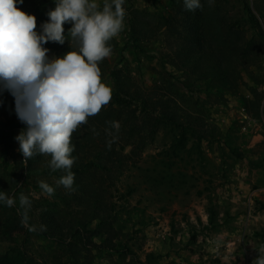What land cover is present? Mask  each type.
Listing matches in <instances>:
<instances>
[{
	"label": "rangeland",
	"instance_id": "rangeland-1",
	"mask_svg": "<svg viewBox=\"0 0 264 264\" xmlns=\"http://www.w3.org/2000/svg\"><path fill=\"white\" fill-rule=\"evenodd\" d=\"M176 2L183 0H125V27L110 41L111 55L99 62L102 81L112 92L110 73L121 70L133 88L167 101L176 121L162 122L159 113L143 117L133 103L134 114H122L118 131L107 129L105 143L111 141L122 167L112 179L90 171L85 182L101 194L114 232L92 236L98 221L74 214L83 207L75 200L68 204L70 192L56 186L59 178L25 172L15 140L20 129L14 137L0 131L5 158L0 183L16 199L14 207L23 192L32 200L29 217L36 224L51 204L65 220L57 244L33 231L26 235L19 218L16 237L24 241L30 264H252L258 255L264 244V0H213L211 5L204 0L205 21L217 43L230 41L216 45L210 62L199 68L176 56L189 46L181 39V25L175 34L161 27L139 47L129 40L133 12L147 20L138 27L145 33L159 28L162 17H174ZM49 50V57L59 56ZM4 120L0 116V123ZM142 131L148 135L144 143ZM10 178L18 181L11 191ZM40 181L58 195L43 193ZM8 248L0 241V251Z\"/></svg>",
	"mask_w": 264,
	"mask_h": 264
},
{
	"label": "clouds",
	"instance_id": "clouds-1",
	"mask_svg": "<svg viewBox=\"0 0 264 264\" xmlns=\"http://www.w3.org/2000/svg\"><path fill=\"white\" fill-rule=\"evenodd\" d=\"M22 3L0 0V93L13 96L15 114L26 126L15 136L24 161L36 154L50 156V169L62 172L56 186L75 191L72 134L111 99L112 89L102 81L99 62L111 55L110 41L125 27V0H53L55 7L39 31L36 16L17 7ZM183 5L188 11L202 7L201 0H183ZM65 23L71 25L67 34L75 47L49 57L44 45L65 43ZM106 123L118 131V122ZM39 187L49 196L55 192L45 181ZM18 199L21 224L36 231L29 223L32 200L23 192ZM15 204L14 197L0 190V205ZM40 230L46 226L40 225ZM256 251L252 264H264V244Z\"/></svg>",
	"mask_w": 264,
	"mask_h": 264
},
{
	"label": "trees",
	"instance_id": "trees-1",
	"mask_svg": "<svg viewBox=\"0 0 264 264\" xmlns=\"http://www.w3.org/2000/svg\"><path fill=\"white\" fill-rule=\"evenodd\" d=\"M202 7L194 11H188L184 8L183 2H176V14L174 17L166 18L162 17L163 24L159 28H153L147 30L145 33L138 30L139 25H145L147 20L142 19L143 15L139 12H133L132 17L129 20V40L132 41L133 46L139 47L140 43H149L153 40L154 36L157 35V31L161 27H166L167 33L175 34V26L181 25L184 28V32L181 35L185 42L189 43V46L178 53L176 56L180 63H186L191 65L192 68H199L203 64L210 62V57H213V48L216 45L226 46L229 41L224 38L219 40L216 39V35L211 32L210 27L205 21L204 0H201ZM22 11L26 13L34 14L36 16L37 31L40 30V25L44 21L48 20L47 12L55 7L53 0H23L22 4L17 5ZM249 12V10H248ZM250 13V12H249ZM65 29L66 41L64 44L56 42H48L44 45L48 49H52L59 53V56L64 55L67 51H71L73 46L69 44L67 37L68 29L71 27L70 24L65 23L63 25ZM110 79L112 81L113 92L111 95V101L108 106H102L100 112L96 115L90 116L87 119V123L82 124L72 134V143L75 145L73 156L76 158L72 166V171L75 173L74 187L75 191L70 192V199L67 201L68 204L74 200L82 206L83 209H76L74 214L85 217L90 220L98 221L94 230H92V236L102 235V231L114 232V229L109 224L106 215L107 209L102 205L104 203L101 200V194H94L87 182H85L87 175L90 171L100 170L105 172L110 179L113 178L115 170L122 167V160L120 157L116 158L114 152V146L111 143L109 147L106 145L107 140V129L113 130L110 124L106 122L115 121L124 124L122 114H134L135 110L129 108L133 103H136V107H140V114L143 117H151L156 113L162 115V122L174 124L175 118H173L169 112L167 101L163 99L154 100L146 96L142 90L133 88L130 77L124 75L121 70H114L110 73ZM113 105H116L114 108ZM14 98L13 96L4 91L0 93V116L5 120L0 123V131L6 132L10 137H14L15 129H24L26 126L24 123L16 122L18 117L14 111ZM127 110V112H125ZM129 111V112H128ZM161 117V116H160ZM112 132V131H111ZM109 133V132H108ZM154 133V130L151 132ZM140 142L144 143L147 140L148 135L142 131L140 134ZM111 139L114 136H110ZM109 141V140H108ZM125 145L133 146L135 143L124 142ZM142 147L141 149H143ZM135 154V146L133 148L132 156ZM115 155V156H114ZM50 156L36 154L29 158L27 162L24 161V170L27 174L44 176L50 175L59 178L62 175L60 170L52 171L48 166ZM5 158L0 154V164ZM85 177V178H84ZM4 181V176L0 177ZM0 183V190H2ZM7 186L9 191L14 190L18 186V181L15 178L7 180ZM19 192V190L17 191ZM10 192L8 193V195ZM53 194L52 196H57ZM260 206L264 209V202H260ZM56 205H48L43 209L42 214L43 220L36 224L38 221L29 220L31 225L36 226L35 232L40 237L45 239H51L55 242L60 243L59 238L62 237V232L65 229V220H62L59 213L55 210ZM106 216H110L106 215ZM21 217L20 212L14 206L9 208L7 206L0 205V241L8 243L9 248L4 251H0V264H30L27 258L26 250L24 249V241L18 240L16 237V231L18 229L17 221ZM40 225H45L46 230L41 231ZM23 226V225H22ZM68 226V225H67ZM72 229V224L69 225ZM104 228V229H103ZM106 232V233H108ZM30 231L26 230V235ZM111 241V239H108ZM106 241V240H105ZM71 260L74 257H70Z\"/></svg>",
	"mask_w": 264,
	"mask_h": 264
}]
</instances>
